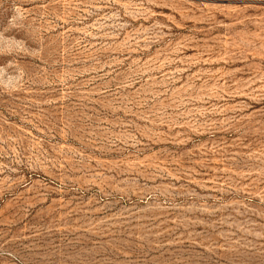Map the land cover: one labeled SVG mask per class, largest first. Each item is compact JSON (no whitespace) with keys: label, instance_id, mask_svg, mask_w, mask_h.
I'll use <instances>...</instances> for the list:
<instances>
[{"label":"rangeland","instance_id":"rangeland-1","mask_svg":"<svg viewBox=\"0 0 264 264\" xmlns=\"http://www.w3.org/2000/svg\"><path fill=\"white\" fill-rule=\"evenodd\" d=\"M0 264H264V0H0Z\"/></svg>","mask_w":264,"mask_h":264}]
</instances>
